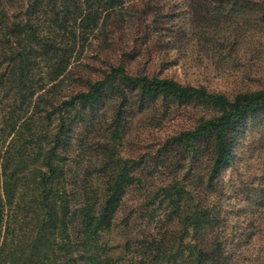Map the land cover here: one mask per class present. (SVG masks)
I'll use <instances>...</instances> for the list:
<instances>
[{
    "label": "rangeland",
    "instance_id": "374dc122",
    "mask_svg": "<svg viewBox=\"0 0 264 264\" xmlns=\"http://www.w3.org/2000/svg\"><path fill=\"white\" fill-rule=\"evenodd\" d=\"M135 1L132 11L137 15L143 2L149 0ZM32 2L0 0V73L10 71L5 41L9 38L12 21L24 18L25 11L33 14ZM151 2H157L159 9L146 17L152 20L150 29L165 35L150 37L148 45L153 47L149 56L130 59V72L140 71L194 86L203 84L210 91L228 96L239 90L264 88V51L254 50L245 43L231 53L226 49L214 52L207 50L209 43L198 40V36L188 42L177 39L175 44L165 48L166 34L177 35L186 29L187 2ZM57 9L55 1L50 0H43L38 9L41 17L43 12L46 14L45 32H49V26H55ZM102 30L108 31L105 38L103 34L94 39L83 34L77 41L74 54L79 67L63 82L53 81L45 90L31 94L34 84L46 80L42 79L46 69L41 68L31 80L23 83L8 80L0 88V151L11 144L17 129L21 131L20 142L30 134H44L47 130L42 142L47 146L52 133L58 129L61 116L51 108L62 96L66 98L75 91L86 90L87 81L99 78L110 64L126 59L122 58V51L130 49L128 46L137 32L143 31V25L133 18L113 22ZM66 31H70V27ZM258 44L256 42L255 46ZM125 93L121 97L106 91L89 105L65 111L62 114L65 127L60 132L61 141L54 157L64 169L61 185L72 202L86 193L95 199L103 192V174H108L102 172L104 158L118 155L126 161L132 182L125 187L110 228L99 238L110 256V264H152L153 260L155 264H164L154 257L158 256L156 244L151 242L160 238L165 227L171 228L178 222L175 223L176 216L171 215L172 205L162 197L164 192L157 188L166 185L173 176L188 177L192 164L199 175L201 191H206L217 204V231L227 240L235 264H264V111L246 116L236 126L232 133L231 159L213 175V186L207 187L212 143L198 142L196 159L170 139L192 128L200 116L208 117L215 111L171 97L140 98L136 91L129 89ZM48 111L51 114L48 115ZM182 199L184 206L185 197Z\"/></svg>",
    "mask_w": 264,
    "mask_h": 264
},
{
    "label": "trees",
    "instance_id": "16d2710c",
    "mask_svg": "<svg viewBox=\"0 0 264 264\" xmlns=\"http://www.w3.org/2000/svg\"><path fill=\"white\" fill-rule=\"evenodd\" d=\"M50 1H55L58 9L55 26H49V32L43 29L46 14L43 12L41 17L38 10L43 0H33V14L25 11L24 18L12 21L9 38L5 41L8 44L6 58L11 66L9 73H0L1 89L8 80L20 83L31 80L41 68L46 69L42 78L46 80L34 84L31 94L45 90L53 81L63 82L79 67L74 52L83 34L92 39L103 34L105 38L108 31L102 29L106 25L133 18L143 25V31L137 32L128 46L130 49L122 51V58L126 59L110 64L99 78L87 81L86 90L75 91L66 98L62 96L51 108L61 116L58 129L52 133L47 146L42 145L47 130L44 134H30L20 142L21 131L17 129L11 144L0 151V264H110V256L99 238L110 228L125 187L132 178L126 161L118 155L116 159L109 155L102 165V172L108 173L103 174V192L95 199L86 193L72 202L61 185L64 169L54 161L61 141L60 132L65 127L62 114L93 103L106 91L123 97L128 89L136 91L140 98L165 96L209 108L215 113L200 116L192 128L173 135L170 141L196 159V144L204 140L212 143V165L207 179V187H212L213 175L231 159L232 133L236 126L246 116L264 111V88L239 90L228 96L210 91L203 84L194 86L140 71L130 72V59L149 56L153 47L148 45L150 37L165 35L150 29L152 20L146 18L151 11L159 9L157 2L144 1L136 15V11H132L135 0ZM185 1L186 29L183 28L181 34H166L165 48L175 44L177 39L188 42L198 36V40L209 43L206 49L214 52L226 49L231 53L245 43L254 50L264 51V0ZM68 27L70 31H66ZM188 170L190 178L173 176L166 185L157 188L172 205L171 215L176 216L178 225L165 227L160 238L151 242L156 244L158 256L154 257L164 264H235L227 240L217 231V204L206 191H201L193 164ZM183 196L184 206L181 204Z\"/></svg>",
    "mask_w": 264,
    "mask_h": 264
}]
</instances>
